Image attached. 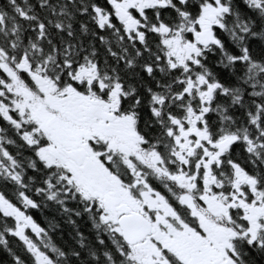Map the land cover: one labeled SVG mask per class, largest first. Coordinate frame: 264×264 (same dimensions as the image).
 <instances>
[{
	"label": "snow or ice",
	"instance_id": "1",
	"mask_svg": "<svg viewBox=\"0 0 264 264\" xmlns=\"http://www.w3.org/2000/svg\"><path fill=\"white\" fill-rule=\"evenodd\" d=\"M0 253L264 264V0H0Z\"/></svg>",
	"mask_w": 264,
	"mask_h": 264
},
{
	"label": "trees",
	"instance_id": "2",
	"mask_svg": "<svg viewBox=\"0 0 264 264\" xmlns=\"http://www.w3.org/2000/svg\"><path fill=\"white\" fill-rule=\"evenodd\" d=\"M33 215H34V217L37 219V221L39 222V223H41L42 224V226H43V224H44V216H51V213L49 212V210H45L44 211V215L42 216L41 215V213L39 212V211H33ZM59 233H57L56 234V238L58 239L59 238ZM65 235H66V231H65ZM0 256H3V253H0Z\"/></svg>",
	"mask_w": 264,
	"mask_h": 264
}]
</instances>
